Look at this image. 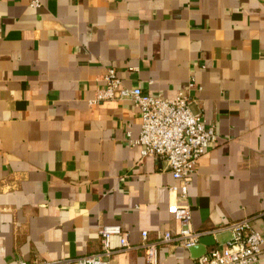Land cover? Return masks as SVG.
Returning <instances> with one entry per match:
<instances>
[{
  "label": "crops",
  "instance_id": "crops-1",
  "mask_svg": "<svg viewBox=\"0 0 264 264\" xmlns=\"http://www.w3.org/2000/svg\"><path fill=\"white\" fill-rule=\"evenodd\" d=\"M33 1L0 0V264L96 254L106 225L132 246L114 237L111 264H146L142 232L180 230L172 203L202 236L160 244L159 264H201L245 218L264 236V0ZM110 67L144 94L183 91L215 126L187 198L132 144V99L90 104Z\"/></svg>",
  "mask_w": 264,
  "mask_h": 264
},
{
  "label": "built area",
  "instance_id": "built-area-1",
  "mask_svg": "<svg viewBox=\"0 0 264 264\" xmlns=\"http://www.w3.org/2000/svg\"><path fill=\"white\" fill-rule=\"evenodd\" d=\"M32 6L38 7L34 0ZM101 88L90 104L105 101L132 99L140 110L141 131L132 141L139 146L142 157H154L169 163L173 177L180 182L171 188L182 198H187L191 178L196 173L199 160L217 143L215 126H208L200 113L192 110V99L183 91L173 98L144 94L140 87L127 88L115 68L110 67L102 77ZM195 84H189L194 88ZM168 211L180 223L177 234L166 231L156 242L148 241V232H142V247L146 252V264H159V245L178 243L190 249L198 244L202 233L193 228L192 209L188 204L172 203ZM232 238L222 249H215L200 260L201 264H261L264 236L254 227L252 218H245L229 225ZM114 237H119L121 250L130 249L128 233L120 226L106 225L100 230L101 249L98 253L68 261H52L40 264H111L116 252L112 247ZM20 264H27L20 262Z\"/></svg>",
  "mask_w": 264,
  "mask_h": 264
}]
</instances>
